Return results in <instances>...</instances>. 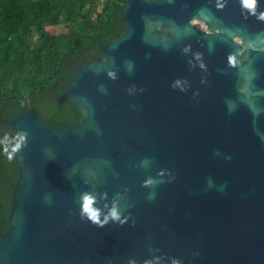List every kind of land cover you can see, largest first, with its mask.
<instances>
[{
  "label": "water",
  "instance_id": "water-1",
  "mask_svg": "<svg viewBox=\"0 0 264 264\" xmlns=\"http://www.w3.org/2000/svg\"><path fill=\"white\" fill-rule=\"evenodd\" d=\"M216 2L127 0L123 33L100 46L101 56L75 72L59 99L76 106L78 121L60 127L41 121L32 107L0 121V133H29L27 148L13 159L18 180L0 232V264H127L129 258L143 264L153 255L149 247L181 264H264V95L254 98L261 109L254 117L238 91L248 61L228 69L235 46L222 35L240 28L236 34L247 43L264 34V22L245 18L239 0L223 9ZM260 4L264 10V0ZM202 8L215 18L209 25L198 19ZM196 52L207 65V84ZM250 59L255 89L264 92V52ZM227 101L236 105L231 113ZM145 159L152 163L136 167ZM149 176L164 181L153 200L147 199L153 189L142 187ZM125 187L124 214L131 213L135 226L130 219L101 229L80 220L82 192H106L110 202L118 192L125 195Z\"/></svg>",
  "mask_w": 264,
  "mask_h": 264
},
{
  "label": "trees",
  "instance_id": "trees-1",
  "mask_svg": "<svg viewBox=\"0 0 264 264\" xmlns=\"http://www.w3.org/2000/svg\"><path fill=\"white\" fill-rule=\"evenodd\" d=\"M127 0H0V121L34 108L41 121L60 127L80 113L60 103L66 84L100 46L125 30ZM56 25L66 31L54 33ZM18 179L14 160L0 146V232L8 225Z\"/></svg>",
  "mask_w": 264,
  "mask_h": 264
},
{
  "label": "clouds",
  "instance_id": "clouds-1",
  "mask_svg": "<svg viewBox=\"0 0 264 264\" xmlns=\"http://www.w3.org/2000/svg\"><path fill=\"white\" fill-rule=\"evenodd\" d=\"M172 0H169V3H171ZM228 3V0H217L216 2V8L217 9H223L226 7ZM239 5L241 8L242 15H244L245 18L254 17L259 22H264V10H261V4L260 0H239ZM200 19V21L206 25H209L210 22L214 21V16L210 12L208 8H202L199 10L197 14ZM171 23V28L169 29L170 32L177 33V38H179V29L175 26L174 22ZM185 32H190V28H185ZM244 31L243 29L236 28L235 30L230 29H224L222 32V35H226L228 38L231 39L233 47L232 51L227 55V68L232 70L241 69L245 61H248V68L245 71V73L242 76V83L238 89V91L243 95L244 102L247 103L250 111L252 112L254 117L259 116L261 109L257 106L255 103V97H259L261 95H264V92H261L259 90L255 89L254 86V80L256 77V73L251 70V54L253 52H264V34H257L255 40L249 39L247 43H245V39L242 35H238L236 33H240ZM209 32H211L209 28ZM161 43L165 50L170 47V43L168 42L167 36L161 37ZM215 48V41L210 40L208 44L209 51H213ZM191 46H185L183 48V52L186 54L190 52ZM194 58L198 62L199 68L206 74L204 78L201 79V83L207 84V74H208V68L207 65L204 63L203 60V54L200 52L194 53ZM190 67H196V65L192 64V61L188 62ZM126 67L128 68V71L131 72L133 65L131 61L125 62ZM108 77L112 80L117 79V76L115 72L108 71L107 73ZM185 84H187V81H184ZM180 85V81L177 80L173 87H177ZM135 86H133V89H129V91H133ZM101 92H106V89L104 85L100 86ZM140 91H146V89H140ZM181 91H187L186 88H181ZM199 96V92H196L193 94V99H196V97ZM84 103H87L86 98H80ZM227 107L229 112L235 110V103L233 101H227ZM133 110H136V105H132ZM255 123V121H254ZM65 126V125H64ZM90 127H92L98 135H100V129L96 127L94 124H91ZM28 136L29 133L23 130H17L15 134L11 133H0V146H2V151L6 155L8 160L15 159L18 154L27 148L28 146ZM261 139H264V136H261ZM45 152H50V149H45ZM19 158L21 162H23L24 157L19 155ZM152 161L150 159L143 160L139 165H136V167H143L147 168ZM89 175H95V173L89 169L87 170ZM168 172V175L170 176V179L168 183L174 182L176 177L166 170ZM160 175H163L161 173ZM18 180V179H17ZM17 182V181H16ZM161 183H164L162 179L153 178L151 176L147 177L142 187L144 188H151L153 191H150L148 194L147 199L153 200L155 199V191L154 189ZM222 190V189H221ZM130 191L127 187L123 189V192L125 195H121V193H117L110 202H108V194L106 192L102 193H95L90 191H84L80 194L79 197V216L81 221H88L92 225L96 226L97 228H105L110 223L117 224L121 227H123L125 224L128 223V221L131 219L132 226H135V219L132 217L131 213L125 215L124 210L128 207L127 203V193ZM45 202L48 204H51V197L46 196ZM122 201L124 202L122 204ZM149 252L153 253L151 258H147L143 260V264H164L165 260H170L171 264H181V261L178 258L174 257H165L164 255H155V253H159V248H151L149 247ZM199 255L198 252L193 253V256ZM127 264H139V261L135 258H129L127 260Z\"/></svg>",
  "mask_w": 264,
  "mask_h": 264
},
{
  "label": "rangeland",
  "instance_id": "rangeland-1",
  "mask_svg": "<svg viewBox=\"0 0 264 264\" xmlns=\"http://www.w3.org/2000/svg\"><path fill=\"white\" fill-rule=\"evenodd\" d=\"M199 26H202L201 24H198ZM52 32L54 33H61L63 31H66V27L63 25H56L55 28L51 29Z\"/></svg>",
  "mask_w": 264,
  "mask_h": 264
}]
</instances>
